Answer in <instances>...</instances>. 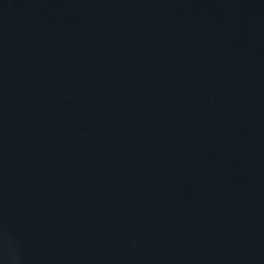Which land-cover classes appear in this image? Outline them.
I'll return each instance as SVG.
<instances>
[{
    "label": "water",
    "instance_id": "1",
    "mask_svg": "<svg viewBox=\"0 0 264 264\" xmlns=\"http://www.w3.org/2000/svg\"><path fill=\"white\" fill-rule=\"evenodd\" d=\"M0 264H264V0H0Z\"/></svg>",
    "mask_w": 264,
    "mask_h": 264
}]
</instances>
